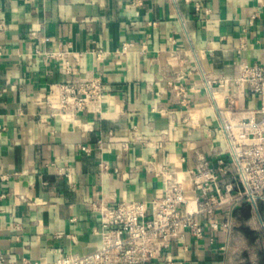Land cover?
<instances>
[{"label":"crops","instance_id":"0c3cea01","mask_svg":"<svg viewBox=\"0 0 264 264\" xmlns=\"http://www.w3.org/2000/svg\"><path fill=\"white\" fill-rule=\"evenodd\" d=\"M0 21V250L9 264L94 250L98 216L86 204L157 198L161 167L192 195L199 158L214 166L226 157L206 82L231 81L242 63L264 65V0H0ZM125 44V56L115 55ZM51 52L67 53L69 70ZM91 78L110 92L99 112L62 120L50 88ZM98 140L129 147L101 153ZM231 215L228 231L199 218L203 236L185 233L170 264H264V201Z\"/></svg>","mask_w":264,"mask_h":264},{"label":"built area","instance_id":"2783aa9c","mask_svg":"<svg viewBox=\"0 0 264 264\" xmlns=\"http://www.w3.org/2000/svg\"><path fill=\"white\" fill-rule=\"evenodd\" d=\"M6 25L0 21V34ZM47 42L48 39L43 40ZM128 45L115 52L125 56ZM67 53H48L50 59L60 60L69 70ZM2 49L0 47V62ZM180 76L178 79H182ZM226 87H234L235 92ZM175 88V87H174ZM210 101L218 114V129L226 144V157L213 166L204 158L189 171L192 195H187L178 174L161 167L162 193L148 202L123 201L109 206L96 198L87 203L88 209L98 216L97 247L83 254L60 256L53 262H33L26 258L21 264H170L169 251L173 244H182L185 233L201 238L204 229L199 218H205L210 230L228 231L232 226V211L242 204L256 205L264 201V65L242 63L231 80L207 81ZM183 93V87L175 88ZM58 98L57 114L62 120L77 121L85 110L99 112L100 103L107 98L109 90L100 78L62 82L50 88ZM257 97L256 109L244 107L245 98ZM192 112L191 115H195ZM101 153L112 150H127L128 142L98 140ZM80 150L89 153L87 146ZM51 166L59 175L68 172ZM101 171L108 170L107 162H99ZM6 180V177H1ZM7 193L0 189L1 202ZM223 214L219 220L216 214ZM0 264H9L0 250Z\"/></svg>","mask_w":264,"mask_h":264}]
</instances>
